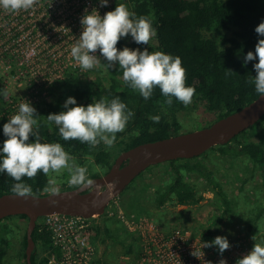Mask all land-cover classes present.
<instances>
[{
	"label": "trees",
	"instance_id": "obj_1",
	"mask_svg": "<svg viewBox=\"0 0 264 264\" xmlns=\"http://www.w3.org/2000/svg\"><path fill=\"white\" fill-rule=\"evenodd\" d=\"M123 4L130 12H134L136 17H149L157 35L148 45H140L136 44L129 34L125 45L118 50L128 47L143 51L147 47L150 53L161 51L173 57L179 56L186 70V86L194 87L196 91L191 104L187 106L174 97L172 105L168 106L165 103L167 98L162 95L158 87L154 89L152 96L145 100L138 91H134L124 82L123 70L119 68L117 62L113 68L107 69L103 79L67 82L66 91L54 99L31 104L38 116L34 130L38 132L42 143H60L71 156L80 159L91 157L102 168V173L110 168L120 151L142 142L181 132L182 123L178 117L180 110L190 111L202 106L211 114L214 121L238 110L258 96L254 84L249 82L256 75L253 65L258 63V59L245 64L244 58L247 52L255 51L258 39H264L255 32L259 23L264 21V0H123ZM228 69L233 72L228 74ZM68 97L75 98L77 105L83 106L97 102L101 98L111 101L119 97L121 102L127 105V110H131L134 115L129 119L125 130L117 133V139L111 149L103 142L95 148H90L87 143H81L79 140H63L58 126L54 122L51 125L47 122L46 117L49 114H58L66 110L63 105ZM150 116H159V123H154ZM7 122V119L0 120V148L6 139L3 125ZM34 141L35 137L30 136L29 142ZM213 150L222 156H230L232 159L229 161L235 160L241 165L242 170L247 168L250 170V174L243 178L242 170L234 171L235 176L242 181L235 195L245 192L244 184L255 176L261 178L264 187L263 114L256 123L235 135L230 141L214 145L200 155L175 158L150 165L166 163L167 177L161 183L152 184L151 190L140 187V191L134 192L123 201V207L140 215L144 211H150L151 208L159 209L167 204L189 206L198 203L204 197L199 187L201 181L198 180L203 177L214 194L213 203L221 208L220 215L227 216L231 213L232 197L224 188L222 179H218L215 175L216 171L199 159ZM190 172L196 173V181L191 179ZM98 175L101 174L91 172L88 178ZM48 179L49 177L40 172L32 179L24 177L22 182L32 188V193L45 194L48 193L44 191ZM14 183L16 181L10 176L0 173V195L11 192ZM129 186L130 183L125 189L128 190ZM67 188L73 187L67 185L58 189ZM253 194L252 204L245 202L248 208L250 207L246 212L250 235L256 234L260 226L264 225V188L261 194L254 192ZM243 213L242 211L241 215ZM15 216L27 220L25 214ZM40 220L41 216L36 220L32 232L35 243L31 255L33 264H45V257L39 256V251L51 246L52 242L50 231L39 224ZM213 223L214 220L210 218L203 224L201 234L204 239L212 236ZM10 229L8 224H2L0 220V264L5 262L9 252L11 242L5 232ZM100 234L117 239V234L102 223L94 226V235ZM128 239L129 243L126 247L129 253L135 250L138 241L133 233L128 235ZM25 246L24 231L21 246L14 249L13 253L18 264H27Z\"/></svg>",
	"mask_w": 264,
	"mask_h": 264
},
{
	"label": "clouds",
	"instance_id": "obj_2",
	"mask_svg": "<svg viewBox=\"0 0 264 264\" xmlns=\"http://www.w3.org/2000/svg\"><path fill=\"white\" fill-rule=\"evenodd\" d=\"M38 0H0V7L13 13L29 10ZM108 0H100L101 7H105ZM82 32L76 43L71 47V56L83 71L101 65V60L95 53L99 50L107 61L103 66L109 70L118 62L123 70V80L134 91L145 99H149L155 88H159L166 97L165 103L171 106L173 97L183 105L191 104L195 88L186 86V70L182 66L179 56L173 57L161 51L149 52L146 47L133 50L124 47L118 50L116 45L121 38L131 35L136 44L148 45L157 35L152 20L147 16L136 17L124 4H118L113 11H108L103 17L97 10L90 13L85 9L81 17ZM259 37H264V21L255 28ZM258 59L253 65L255 77L249 82L254 84L255 91L264 96V39H258L255 51L247 52L244 63ZM233 71L228 69V74ZM0 95L7 99L9 92L0 90ZM65 111L49 114L47 122L58 126L63 140H79L95 148L103 142L111 149L117 139V133L123 132L129 119L134 115L127 110V105L120 98L111 101L101 98L87 106L77 105L73 97H68L63 105ZM195 115V114H194ZM36 109L30 102L24 100L19 104L18 113L13 115L3 125L6 139L0 148V173L10 176L16 183L11 187L18 197L27 199L32 196V188L23 183L24 177L32 179L42 172L49 177L45 192L56 194L59 192L56 179L62 171L69 174L67 184L70 187H89L94 181L88 178L86 167L78 165L60 143H42L39 134L34 130L37 125ZM154 123H159V116L149 117ZM30 136L35 137L29 142ZM99 170L98 168L96 169ZM55 174V175H52ZM115 188L114 184L109 185ZM56 203L55 200L52 201ZM252 239L255 241L256 237ZM217 246L222 255L230 248L226 237L217 236L211 242H205L202 247ZM196 256L195 251L192 253ZM210 264V262H209ZM219 264H226L221 259ZM236 264H264V243H255L250 252L236 261Z\"/></svg>",
	"mask_w": 264,
	"mask_h": 264
},
{
	"label": "rangeland",
	"instance_id": "obj_3",
	"mask_svg": "<svg viewBox=\"0 0 264 264\" xmlns=\"http://www.w3.org/2000/svg\"><path fill=\"white\" fill-rule=\"evenodd\" d=\"M123 4V0H108V4L105 7H101L100 0H90V9L97 10L101 17L108 11H113L114 6ZM90 13V10H88ZM83 15H81L82 17ZM81 19V18H80ZM80 22V21H78ZM80 30L77 29L74 39L69 40L68 43H76L77 39L81 35ZM229 32V31H228ZM126 38H121L116 45L119 49L125 45ZM47 45V42L44 43ZM71 48H58L56 54H59L61 59L69 65L61 72L56 71L55 75L51 74L50 70L44 68L47 77L43 79L36 78L30 69L25 70L24 65L21 69H17L16 64H12L11 70L6 66V62H0V90H7L9 95L7 99L0 95V120L10 119L13 115L18 113L19 104L24 100L31 104L37 103L42 100L49 101L54 99L57 95L66 91L67 86L65 84L73 83L76 80L88 82L96 80L97 78L103 79L106 76L107 69L103 64L107 61L101 56L99 50L95 53L101 60V65L93 67L90 70L83 71L74 58L71 56ZM40 73V72H39ZM50 81V82H47ZM34 84H38L41 87L35 96H27L30 88ZM43 86V87H42ZM26 97V98H25ZM32 97V99H31ZM11 99V100H10ZM16 103V104H15ZM195 114V115H194ZM178 117L182 123V131L193 130L202 126L208 125L212 121V116L209 112L203 109L202 106L195 110H180ZM75 161L78 165L86 167L88 169L87 175L91 172L102 173V168L93 161V158L80 159L75 156ZM202 162L209 164L216 172L217 178H221L224 184V188L232 197V209L231 213L227 216H221V208L213 203V192L209 188V184L203 177L198 180L201 181L199 187L203 192L204 197L195 204L186 206L182 204H167L162 208H151L150 211H144L140 215L153 216L159 223H167L170 226H189L192 229L201 234L203 224L212 218L214 223L211 228L213 234L209 239H204L206 242H211L217 236L226 237L227 240L242 239L249 246L253 247L255 243H264V225L260 226L257 233L250 235L248 233L247 216L246 212L250 208L245 204H252L253 192L262 193L263 185L259 176H255L254 179H248L244 184L245 192L237 193L238 187L241 184L234 171L239 172L242 170L241 165L237 164L235 160L229 161L232 158L230 156H222L217 151H210L205 157L199 158ZM99 169L98 171L96 169ZM168 166L166 163H161L155 166H150L144 169L139 175L136 176L134 181L130 182L128 190L124 189L121 195L113 198L110 202V210L119 209L128 213H136V211L128 210L124 208L123 201L134 192L140 191V187H146L151 190V185L154 183H161L167 177ZM250 174L249 168L242 170V178ZM55 175V174H52ZM191 179L196 181V173H189ZM69 174L66 170L56 177L58 180L57 187L62 188L67 186V180ZM235 198H234V196ZM133 206V205H132ZM136 206V205H134ZM108 207V206H107ZM114 211V210H113ZM242 211L244 212L241 215ZM149 212V213H147ZM216 214V215H215ZM215 215V216H214ZM218 220V221H217ZM96 225L102 223V225L108 226L113 232L117 234V239H112L102 234L95 236L93 228V238L97 244V256L95 264H140L138 262V246H135V250L127 252V243H129L128 235L132 232L129 231L124 223L119 220L116 215L109 216L105 211L101 215H97L95 218ZM2 224H8L11 229L5 232L7 238L10 240L9 252L5 258V262L2 264H18L17 260L13 257L14 249H18L21 246V239L24 231L26 230L27 220L19 218L15 215L9 218L2 219ZM95 225V226H96ZM255 236L254 241L252 237ZM43 249V250H42ZM39 251V256H43L44 248Z\"/></svg>",
	"mask_w": 264,
	"mask_h": 264
},
{
	"label": "built area",
	"instance_id": "obj_4",
	"mask_svg": "<svg viewBox=\"0 0 264 264\" xmlns=\"http://www.w3.org/2000/svg\"><path fill=\"white\" fill-rule=\"evenodd\" d=\"M85 9L91 12L90 0H38L33 8L15 13L0 7V62H6L9 70L12 64L17 69L24 65L36 78L43 74L42 79L47 77L44 68L54 75L61 72L69 64L56 50L74 45L68 41L74 39L77 29L82 31L78 21ZM40 88L34 84L27 96H35ZM110 203L105 212L116 215L137 237L140 264H219L221 259L236 264L253 248L242 239H232L228 240L230 248L221 255L217 246L202 247L206 241L192 227L170 226L153 216L126 214L120 208L113 211ZM95 218L64 213L41 216L39 224L52 236L51 246L44 249L45 264H95Z\"/></svg>",
	"mask_w": 264,
	"mask_h": 264
},
{
	"label": "water",
	"instance_id": "obj_5",
	"mask_svg": "<svg viewBox=\"0 0 264 264\" xmlns=\"http://www.w3.org/2000/svg\"><path fill=\"white\" fill-rule=\"evenodd\" d=\"M264 114V96L256 98L210 124L179 132L174 135L146 141L124 149L115 157L110 168L102 175L90 178L89 187H73L58 193L34 194L27 199L13 192L0 195V220L9 215L25 214L26 246L25 259L31 260L35 243L32 232L38 217L52 214H77L96 217L104 213L110 201L148 166L175 158H190L200 155L217 144H223L235 135L256 123ZM114 184L115 188L109 185ZM56 203L53 204L52 201Z\"/></svg>",
	"mask_w": 264,
	"mask_h": 264
}]
</instances>
